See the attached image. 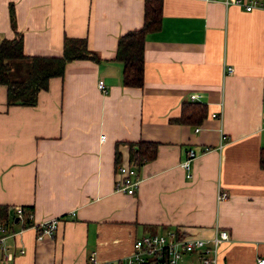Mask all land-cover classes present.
I'll return each mask as SVG.
<instances>
[{
	"label": "crops",
	"instance_id": "crops-1",
	"mask_svg": "<svg viewBox=\"0 0 264 264\" xmlns=\"http://www.w3.org/2000/svg\"><path fill=\"white\" fill-rule=\"evenodd\" d=\"M234 1L162 0L135 88L123 85L115 50L142 27L144 0H0V43L20 37L26 56L8 62L10 80H25L34 56H62L66 38L85 39L99 58L66 63L35 106H8L0 85V225L16 233L0 264L5 251L8 264H90L92 253L109 264L126 260L135 239L167 230L201 239L226 230L217 264L264 259V11ZM192 102L206 117L179 123ZM141 142L156 144V156L135 167V189L117 192V169ZM188 149L191 177L181 167ZM17 207L32 226L60 218L55 235L37 240ZM181 257L200 264L197 253Z\"/></svg>",
	"mask_w": 264,
	"mask_h": 264
},
{
	"label": "trees",
	"instance_id": "trees-1",
	"mask_svg": "<svg viewBox=\"0 0 264 264\" xmlns=\"http://www.w3.org/2000/svg\"><path fill=\"white\" fill-rule=\"evenodd\" d=\"M161 5L162 0H144V22L142 27L136 31L126 32L118 39L115 60L123 66L122 81L125 86L139 88L144 82V35L159 29ZM62 53L60 57L34 56L31 58V71L28 77L25 80L16 82L8 77V62L26 57L22 53V40L20 37L11 40L4 39L0 43V85L6 87L7 105L35 106L38 92L47 90L50 78L63 76L66 63L79 59L99 61L98 55L90 52L87 49L86 40L81 38H66ZM182 109L179 123L199 125L207 114L205 106L196 102L186 103L182 106ZM130 146L131 166H141L143 162L153 160L156 156V144L141 142L130 144ZM260 151L259 166L264 168V149ZM116 159H118V155ZM24 210H27V208Z\"/></svg>",
	"mask_w": 264,
	"mask_h": 264
},
{
	"label": "built area",
	"instance_id": "built-area-1",
	"mask_svg": "<svg viewBox=\"0 0 264 264\" xmlns=\"http://www.w3.org/2000/svg\"><path fill=\"white\" fill-rule=\"evenodd\" d=\"M211 1V0H206ZM227 2V1H225ZM237 5H243L246 11H253L260 9L264 11V0H236ZM228 73L233 72V67L228 66L225 68ZM98 89L102 94L108 92L107 87L102 80H98ZM264 121V120H263ZM198 131V129L196 130ZM262 132L264 133V122L262 125ZM222 141L227 140V137L221 135ZM104 138L101 137L100 140ZM209 148H204V151H208ZM196 153L193 150H186V159L181 163V167L186 171V177H191V162L195 158ZM119 171V178L114 181L115 190L117 192L127 194L131 189H135L139 184L138 170L127 164L121 165L117 169ZM218 200H225L228 195L223 190L219 189ZM73 214V213H72ZM14 215L18 219L24 220L25 225L23 229L32 227L36 233V239L41 240L43 237H53L55 230L59 222L58 217L47 221H41L37 225H29L31 218V212L24 210L22 207H17L14 211ZM22 231V230H21ZM16 235L14 232L7 233V230L3 225H0V249L4 250V243L7 238H11ZM228 234L226 230H218L214 235L208 239H201L192 236L181 235L177 230H167L163 233L144 235L135 239L133 244V251L130 256H127L126 260H115L109 264H179L181 256L189 253H197L200 264H217L218 251L224 242L228 240ZM20 254H24V250L19 251ZM14 258L13 252L5 251L2 256L3 263H10ZM90 264H100L95 259V254L92 253L89 256ZM256 264H264V259L260 258Z\"/></svg>",
	"mask_w": 264,
	"mask_h": 264
}]
</instances>
